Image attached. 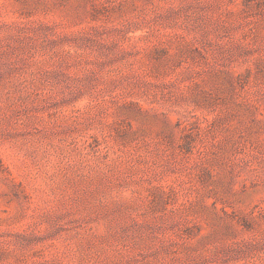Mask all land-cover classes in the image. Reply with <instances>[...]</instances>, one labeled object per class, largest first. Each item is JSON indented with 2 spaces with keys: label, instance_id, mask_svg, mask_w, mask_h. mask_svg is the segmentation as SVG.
<instances>
[{
  "label": "rangeland",
  "instance_id": "1",
  "mask_svg": "<svg viewBox=\"0 0 264 264\" xmlns=\"http://www.w3.org/2000/svg\"><path fill=\"white\" fill-rule=\"evenodd\" d=\"M0 264H264V0H0Z\"/></svg>",
  "mask_w": 264,
  "mask_h": 264
}]
</instances>
